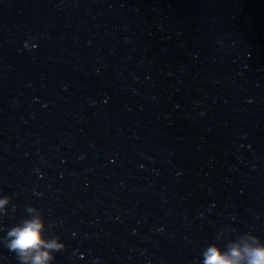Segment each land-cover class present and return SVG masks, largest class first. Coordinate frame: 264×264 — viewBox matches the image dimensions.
I'll use <instances>...</instances> for the list:
<instances>
[{"label": "water", "instance_id": "1", "mask_svg": "<svg viewBox=\"0 0 264 264\" xmlns=\"http://www.w3.org/2000/svg\"><path fill=\"white\" fill-rule=\"evenodd\" d=\"M5 194L0 237L35 206L53 264L264 241V0H0Z\"/></svg>", "mask_w": 264, "mask_h": 264}, {"label": "clouds", "instance_id": "2", "mask_svg": "<svg viewBox=\"0 0 264 264\" xmlns=\"http://www.w3.org/2000/svg\"><path fill=\"white\" fill-rule=\"evenodd\" d=\"M30 46L34 45L25 40L24 47ZM9 203L8 195H0V212ZM25 211L27 215L4 230L0 243L15 254L19 264H53L54 253L65 247L63 241L58 236L46 238L48 225L35 206H26ZM201 255V264H264V241L252 234H242L230 240L224 250L214 243L208 244Z\"/></svg>", "mask_w": 264, "mask_h": 264}]
</instances>
